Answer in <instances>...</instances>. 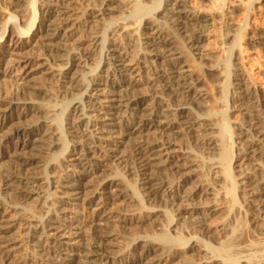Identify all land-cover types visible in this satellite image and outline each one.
Returning <instances> with one entry per match:
<instances>
[{
	"label": "rangeland",
	"instance_id": "obj_1",
	"mask_svg": "<svg viewBox=\"0 0 264 264\" xmlns=\"http://www.w3.org/2000/svg\"><path fill=\"white\" fill-rule=\"evenodd\" d=\"M136 1L138 3H146L145 5L149 7L155 0ZM136 1L133 0L131 3L136 4ZM238 1L239 0H225V4H228L225 6V9L228 7V10H226L224 14H228L226 17L222 18L225 23L230 24L229 28L231 29V34H233L234 37H238V34L242 35L240 47H235L234 49H231L233 38L229 40L224 39L221 34L223 33V29L222 25H219V17L216 14H212L213 1L203 0L198 4L195 3L196 5L194 2L190 5V9H195L194 11H205V23H203L205 26L203 28L205 36L198 44L199 48L191 51L195 61L190 63V69L192 70H190V73L193 78L200 81L198 89L203 94V99H199V101L197 100L198 102L196 101L194 105L190 106V110L191 113L193 111L194 116L197 117H200L202 115L201 113H203L202 117H204L205 114H208L212 117V119H219L220 126L218 124V129L223 127V130L225 131L224 134L222 133V135H220L219 141H222V144L224 143L223 145L226 149V155H229V158L226 157L227 160H221L216 154L217 152L208 150V147H206L205 144H195V142L192 139H189L188 136L186 138L185 135L176 133L175 137H177V139L173 141L175 142L174 145H172L168 151L163 152V160L169 156L172 158L169 162L162 164L165 171L163 172L162 170L163 177L165 180L167 179V181H169L168 184H172V188L160 191L155 198L156 200L153 199L150 202L142 201L143 198H141L142 196L140 194L142 191L138 190L139 184L136 182V177L134 175H125L123 171L122 173L125 177V182H123L120 187H124V189L126 188L125 194H122L127 196H120L121 193H118L117 191H105L106 193L104 194V197L110 195L112 199L111 204L101 206L98 204L101 203L102 192H98L96 187L97 182L100 180H117L118 177H116L114 173L116 172L117 167L119 168V162L121 160L118 159L122 156L130 155L135 147L134 142L140 141L135 138L136 140L134 139V142L132 141V143L130 141L128 142L127 139L121 140L113 135V138H115L113 139L112 145L109 147V149L113 150L112 152L109 151L107 153L110 158L106 159L104 162L107 167L103 168V173L99 171L93 177L89 176L86 178L84 181L85 186L77 197H69V195H67L69 190L59 188L57 189L58 191L56 190V196H45L47 197L48 204H45L44 206H42L43 204L40 200L41 198L38 197L39 195H35L30 199L17 201V204H20L19 206L24 208L21 210L19 208L17 210L18 213L20 212L22 214V216L10 214L6 218L8 220H15L14 228L6 235L13 243V254L6 253V255H4L5 257L2 258L3 263L0 262V264H17V260L23 261L20 259L25 258L26 260L21 264H32V262H35L36 264H146L143 262V260L146 261V258L142 257L141 248H139L142 245L141 242H143L145 236L147 235L155 236L156 234L163 233H167L175 239H179V237L183 239L180 243L178 242L179 244H176V247L179 249L177 253L179 255L178 259L171 258L169 264H206V261L208 260L205 259H208V257L214 258V260H217L220 264H264V213H260L256 202L246 204L245 201L242 200L243 192H241L243 189V186L241 185V183H243L241 179L242 170L249 165H258L260 170L259 173L264 178V159H261L260 156L257 155L258 153L254 152L249 154V156L247 154H242V152L238 150V143H241V139L245 135V132L249 134L252 133V131H246V128L249 129V126H247L248 121L245 114L250 98L248 97L249 95L245 93V89L249 87L250 90L254 91L253 94H256L255 97L257 99L264 98V0H243L245 3L250 1L248 3L251 5V8L249 7V10L247 11L248 13L246 12L248 5L246 6V4L244 5ZM0 2V4L7 5V8L11 12L18 10V8L15 7V3L17 2L14 0H0ZM159 2L160 0H156V3ZM163 2L164 0H161V4H159L162 5ZM21 5L23 4L21 3ZM72 7L75 10L72 12L73 15L70 18L72 26L69 34L72 35V39L69 41V49L75 48L78 40L82 41V47L88 45L87 42H83L84 33L82 25L91 28L95 27V29L99 28V31L101 30V38L103 37L102 39L106 40H102L103 43L105 42L104 45L103 43L100 44L103 49L100 48L101 46L97 47V52L101 51V56H99V53L96 51H92L88 55L89 59L85 61L86 65L83 62V64H81L82 67H79L76 70V74L73 73L72 76L69 75V77H73V79L76 78L77 80L82 78L81 80L83 84L86 85L92 75L94 76L95 74H98L100 77L105 76L103 70L108 63V60L104 55L106 54L107 56L109 53L105 52L109 47L107 44V37L112 26L114 27L118 24H125L130 20L143 22L145 17L136 19L133 14L129 15V12H132V9L134 8L132 7L130 11L125 12V8L122 7L119 1L108 2L106 0H76V3L73 4ZM229 11H231L232 14ZM81 12L93 15H84L81 17ZM16 13L19 14L17 11ZM84 17L85 19L83 20ZM15 21L19 22V18L15 19ZM38 22L39 20L36 21L35 28L30 30L27 36L25 35L21 37L19 41L16 39L13 40L9 36L8 31L5 36L0 39V86H7L10 92H17L21 89L23 90L26 86L34 84L43 88V90L45 89V91H48V88H52V96L47 97L45 95L46 92L38 91L34 92L36 93V97L33 98L34 100H28L25 102L28 104H39L42 102L41 105L45 109L54 110L57 113H60L63 108L66 109L64 114L61 116L63 122L60 125L63 127L61 128L59 125L60 129L63 131V128L65 127L64 119L68 117V113L75 103L73 102L68 104L67 101L72 100L73 97L71 95L63 96V94L60 93V81L58 78L52 77V75L48 74L54 70V67L51 66L50 60L41 54L40 46L38 44L29 40L30 37L37 32L36 29ZM135 24L134 26L137 28V25ZM243 25L246 26L244 27ZM9 26L10 24L8 27ZM133 39L135 38L133 37L129 39V43L125 42L128 46L122 45L117 47L118 55L120 54L124 57V64L132 70L133 68L136 70L138 67H142V69H144L143 71H140V76L134 74V79L137 80V82H140L132 87V89L128 90L126 87H123L124 90L120 89L121 95L124 94L123 96L127 99L129 98L131 101L135 100L132 98L133 95L141 96L144 98V105H147L146 107H148L153 100V96L149 90H146V85L143 83L146 81V77H148L145 73H148V70L151 68H155V64L156 66H163V60L156 57L151 59V61L154 62L149 63V65L142 63L144 62L143 59H141L142 56H140L142 51H140L138 43L130 41ZM254 41L255 43H253ZM122 43L124 44V42ZM26 58L32 59L31 65H26ZM227 61H229V63ZM232 63H238V69H240L246 77L247 87L241 88L242 92L238 95L235 93L236 91L233 90L234 88H232L235 73L230 69H221L224 66L230 67ZM150 65H152L151 68ZM90 68L92 69V72ZM89 73H91V75ZM62 82L65 83L67 80H63ZM77 97L78 101L80 100L79 98H83L81 100L84 102L87 101L84 100V96ZM25 102H18L21 108ZM132 103L133 102H130L131 105ZM8 106L9 104L6 101V98H4V96H2V92H0L1 179L9 173H15V166L13 165V161L15 160L13 159L17 158L15 155H8L7 157H4L1 154L4 138L8 135L10 129L16 125V122H3L1 125V121H3L1 118L7 114ZM133 108L134 106H131L130 108H120L114 117L109 118L113 121H107L106 123H109V125L119 124L120 126L126 124L131 125L134 129L140 128L141 124L139 123L138 118L142 117V113L145 112H137L134 111ZM195 108L201 111L199 112L200 114L197 110H195ZM90 114L96 115L97 113L93 114L91 112ZM100 116L101 115H98V117ZM80 118L83 119L84 117L80 116V113H77L74 120H81ZM223 118H225L226 121H223ZM52 119H54V117ZM51 123L55 124V121H52ZM222 124L223 126H221ZM241 127L245 129V132L241 129ZM227 130L229 131L227 132ZM162 131L164 133L167 132L165 127L162 128ZM155 132V136L162 135V133H157L154 129L150 131V134L152 133L151 135L154 136L153 134ZM62 134H65L64 138L66 137V140L76 141L71 137L72 135L68 133V127L64 128ZM14 141L16 142V140ZM28 141L29 138L22 135L17 142L26 144ZM262 145H264L263 140L259 146L264 150V146ZM77 148L78 146L75 147L73 143H70L67 149L68 151L65 152L63 157H57V159H54L55 157L51 156L55 154L43 156L42 160L38 162V164L29 167L26 172L23 171V173H20L26 174L27 176L35 175L40 177L46 174L49 184L52 183L54 186L64 185L66 181L71 180L70 177L72 178L73 176L78 175L79 169L75 167L76 163L72 162L75 152L71 151L73 149L79 150ZM53 152H58V148ZM33 153L34 152L28 149L20 152L22 156H28ZM186 153H188L187 155L191 157L189 159L190 162L184 159L183 155H186ZM251 156L253 158H251ZM52 158L54 161H51ZM62 159H68L69 162H63ZM100 161H102L101 158H99V162ZM91 162L95 164L99 163L95 160H91ZM47 163L49 164L45 170ZM65 167L67 168L64 170ZM89 171L87 174H89ZM214 172L216 174H214ZM43 173L45 174L43 175ZM229 181L234 184L233 187L230 185L231 183ZM116 182L120 184L119 181ZM126 184H129V186L127 185L128 187H126ZM134 188L139 191L137 192L138 195L131 194L132 191L135 190ZM107 192H110L111 194H107ZM44 193L45 192L40 193V196L45 195ZM9 195H11L10 189L1 183L0 215L3 212L5 204L7 205L11 199ZM167 195L177 197V204L179 203V199L181 200V196L192 198L189 202L191 205L188 206L189 208H186L193 210H190L189 212L186 211L183 215L179 216L182 217L179 222H184V224L186 223L188 229L183 230L180 228L179 230L181 231H178L177 229L174 230L175 227H172V224L168 225L169 223L167 218L161 216L160 214L149 220L150 216L146 210L147 208L150 209L152 206L157 207L160 210H165L167 211V215L169 214L170 217L172 216V213L169 211V208L165 203ZM140 198L142 200H140ZM63 202L74 204L76 206L64 205ZM43 210L44 212L48 211L47 217H52L55 221H58L60 225L66 226L64 228L68 229H65V231H68L71 235H69V237L65 236L63 238L56 239L47 238L45 251L41 253L42 255L40 257L35 258L34 253H32L33 248L29 242L24 239L25 236L22 234L25 233L23 229L25 227L24 225L30 220L31 216H39ZM56 210L57 212H55ZM211 210L215 211L211 212ZM191 212H195V215ZM205 214L207 215L204 216ZM163 215L166 216V214ZM196 216L200 218L199 220H201V218L203 219L200 221L201 223L195 224V222H197ZM122 218L127 221L122 223L120 221ZM101 223H105L106 226L109 227L116 225L119 226L116 229L111 227L112 229L108 230L112 236L108 240L111 245H109L108 248L109 254L107 255L109 256L107 259L88 257L87 255L88 248L91 245L90 240L92 232L100 227L102 225ZM172 230H174V232ZM169 232L172 233L170 234ZM190 237H197L200 245L193 242L194 239L186 244L185 239L188 240ZM61 244H68L69 246H66L65 248ZM63 249L67 250L62 251ZM179 259L181 261L178 262Z\"/></svg>",
	"mask_w": 264,
	"mask_h": 264
},
{
	"label": "bare ground",
	"instance_id": "obj_2",
	"mask_svg": "<svg viewBox=\"0 0 264 264\" xmlns=\"http://www.w3.org/2000/svg\"><path fill=\"white\" fill-rule=\"evenodd\" d=\"M14 1L17 2L15 3V7L18 8V10H15V12H11L7 8V5L0 4V39H2L8 31L9 36L13 40L16 39L17 41H19L21 37L25 35L27 36L30 30L35 28L36 21L39 20L36 29L37 32L32 35L29 40L31 42L34 41L35 44H38L40 46L41 54L48 60H50L51 66L54 67V72L52 71L48 74L52 75V77L58 78V80L60 81V93H62L63 96L71 95L73 97L72 100L67 101L68 104H71L73 102L75 104L72 106L70 112L68 113L69 118L66 117L64 119V124L65 127H68V133L72 135L71 137L76 141L66 140V137L64 138L65 134H62L65 127L63 128V131L62 129H60V126L61 128L63 127L62 125H60L63 122L61 116L64 114L66 109L63 108L60 113H57L54 110L45 109L41 105L42 102H40L39 104H28L25 102L28 100H34L33 98L36 97V93L34 92L38 91L46 92L45 95L47 97L52 96V88H48V91H45V89L43 90V88H40L34 84L28 85L26 86L27 88L25 87V89H21L20 91L10 92L7 86H0V92H2V96L6 98V101L9 104V106L7 107L8 115L6 114L7 116H2L1 120L3 121H1V125L3 124V122H16V125L10 129L8 135L4 138L1 154L4 157H7L8 155H15V157H17L16 159H13L15 160L13 161V165L15 166V173H9L4 178H0V184H4L11 191V195H9L11 199L7 203V205L5 204L3 212L0 215L1 263H3L2 258L5 257L4 255H6V253L13 254V243L6 235L14 228L15 220H8L6 218L10 214H17L18 216H22L20 212V214L17 212V210L19 208L20 210L24 208L20 207V204L18 205L17 201L22 199H30L35 195H39L38 197L41 198L40 200L42 201V206H44L45 204H48L47 197L45 196H56V190L59 188L69 190L67 194L69 195V197H77L82 192L85 186L84 181L86 178H88L89 176L93 177L99 171L101 173L104 172L103 168L107 167L104 162L106 159L110 158L107 153L109 151L112 152L113 149L111 150L109 149V147L110 145H112L113 139L115 137L121 140L127 139L128 142H132L135 138L139 139L140 141H133L135 143V147L133 148L130 155L122 156L118 159L121 161L119 162V168L117 167V170L114 173L115 176L118 177L117 180H100L99 182H97V190L98 192H102L100 201L101 203L98 204L101 206H107L111 204V196L109 195L107 197H104V194L106 193L105 191H117L118 193H121L120 196L123 195L122 193L125 194L126 188L124 189V187H120L122 186V183L125 182L123 173L125 175L127 174L128 176L134 175L136 177V182L139 184L138 190L142 191L140 194L143 200L141 198L140 200L145 202H150L151 200L155 199L157 197V194L163 189L172 188V184H168L169 181H167V179L165 180V178L163 177L162 170L163 172L165 171L162 164L165 162H169L172 158L171 156H166L167 158L163 160V152L168 151L170 147L174 145L175 142L173 141L177 139V137H175L176 133L183 134L186 138L188 136V138L192 139L195 144H205L206 147H208V150L217 152L216 154L220 157L221 160H224L229 156L226 155V149L223 145L224 143L222 144V141H219L220 135H222V133H225L223 127L221 128L224 132L221 131V128L218 129L220 126L219 119H212V117L208 114H205V116L202 117L203 113H201L202 115L200 117H197L194 116L193 111L191 113L190 110V106L194 105L197 100L199 101V99H203V94L198 89V84L200 83V81L193 78L190 73V63L195 61V58H193V53L191 51L193 49L196 50L199 48L198 44L205 36V31L203 30V28L205 27L203 25V23H205V11H194L195 9H190V5L193 2L194 4H198L203 0H164L162 5H160L161 0L159 2L160 4L156 3L155 0L154 3L149 7L145 5L146 3H141V0L139 1L140 3L135 0L137 2H135L136 4L131 3L133 0H106L108 2L119 1L122 7L125 8V12L130 11L133 7L134 9H132V12H129V15L133 14L136 19L145 17V20L143 22L130 20L125 24H114L116 26H112L107 37V44L109 45V47L105 52L109 53L107 56L106 54L104 55L108 60V63L103 70L105 76L100 77L98 74H95L94 76L92 75L91 79H89L88 84L86 85L83 84L81 80L82 78L80 80H77L76 78L73 79V77H69V75L72 76L73 73L76 74V70L79 67H82L81 64H83V62L85 63V61L89 59V53H91L92 51L97 52V47L101 46L100 44L103 43L102 40H106L102 39L103 37L101 38V30L99 31V28L95 29V27L91 28L82 25V30L84 33L83 42H87L88 45L82 47V41L78 40L76 43L77 46L73 49H69V41H71L72 39V35L69 34L72 26L70 23V18L73 15L72 12L75 10L73 9L72 5L76 3V0ZM210 1H213L212 14H216L219 17V25H222V36L227 40L233 38L231 49H234L235 47L239 48L242 35L238 34V37H234V35L231 34V29L229 28L230 24H227L222 20V18L226 17V15L228 14H224V12L228 10V7H226L225 9V6H227L228 4H225V0ZM20 2L23 5H21ZM238 2L243 3L244 5L246 4V6L248 5L246 12L249 10V7L251 5H249L248 2L250 1L245 3V1L239 0ZM16 11L19 14H17ZM229 12L231 13V11ZM80 14L81 17L84 15H93L86 12H81ZM17 18H19V22L15 21V19ZM84 19L85 17L83 18V20ZM9 24L10 26L8 27ZM134 24L137 25V28H135ZM133 37L135 39L130 41H135V43H138L140 51H142V54L140 56H142L141 59H143L144 61L142 63L149 65V63L154 62L151 61V59L156 57L163 60V66L161 67L156 66L155 64V68H151L152 65H150L151 69L148 70V73H145L148 75V77H146V81H142L146 85V90H149L151 92V95L153 96V100L151 101V104L149 103L150 105H148V107H146L147 105H144V98L141 96L133 95L132 98H134L135 100L131 101L129 100V98L127 99L126 97H124V94L121 95L120 89H123V87H126V89L128 90L132 89V87L140 82H137V80L134 79V74L140 76V71H143L144 69H142V67H138V69L134 70L133 68L132 70L130 67L124 64V57L120 54L118 55L117 47L127 45V43L125 42H128L129 39ZM122 42H124V44ZM253 43H255V41ZM100 48L103 49L102 46ZM97 53H99V56H101V51ZM31 62L32 59L26 58V65H31ZM227 62L229 63V61ZM237 64L238 63H232L230 67L224 66L221 69H230L235 73L232 88H234L233 90L236 91L235 93L238 95L242 92L241 88H246L247 85L246 77L243 75L242 71L238 69ZM89 74L91 75V73ZM63 80H67V82L64 83L62 82ZM245 90V93L248 94V97L250 98L248 102L249 105L247 106L245 114L248 121H246L248 123L247 126H249V129L246 128V131H252V133H246L245 129L241 127V129L245 132V135L241 139V143H238V150H240L244 155H249L254 152L258 153L257 155L260 156L261 159H264V150L259 146L262 140L264 141V98L257 99L255 97L256 94L254 95V91L250 90L249 87H247V89ZM77 96H84V100L87 101L84 102L81 100L83 98H79V102ZM19 101L25 102L23 103L22 108L18 103ZM130 102H133L132 105L130 104ZM131 106H134V111L145 112L142 113V117L138 118L139 123L141 124H139L140 128L134 129L131 125L126 124L120 126L119 124L109 125V123H106L107 121H113L109 118L114 117L116 112L120 108H130ZM195 110H197L198 113L201 112L199 111V109L195 108ZM91 112L93 114L97 113V116L91 115ZM77 113H80V116L84 118H80L81 120L75 121L74 118ZM98 115L101 116L98 117ZM53 117L54 119H52ZM90 119L93 121H91ZM52 121H55V124H52ZM223 121H226V119L223 118ZM221 126H223V124ZM164 127L167 131L166 133L162 131V128ZM152 129H154V131L156 130L157 133H162V135L155 136V132L153 134L154 136H152V133L150 134V131ZM228 131L229 130H227V132ZM22 135H25L29 138L28 143L22 144L20 142H17ZM113 135H115L114 138ZM14 140H16V142ZM70 143H73L75 147L78 146L77 149H79L71 150L72 152H75L72 162L76 163L75 167L79 169V172L78 175H75L72 178L70 177L71 180L66 181L64 185L54 186L52 183L49 184L47 175L45 173H43V175H45L42 177L35 175L27 176L26 174H22L23 171H28L29 167L38 164V162L42 160L43 156L55 154L51 156L55 157L54 159H57V157H63L65 152L68 151L67 149ZM57 148L58 152L54 153L53 151ZM27 149L34 153L28 156H22L20 152ZM187 154L188 153H186V155ZM186 155H183L184 159L190 162L189 159L191 157L189 155ZM99 158H101L102 161L99 162ZM251 158L253 157L251 156ZM54 159L52 158L51 161H54ZM62 160L66 163L69 162L68 159ZM91 160H95L99 163H92ZM48 164L49 163L46 164L45 170L48 167ZM66 168L67 167H65L64 170ZM88 171L89 174H87ZM259 171L260 170L258 168V165L255 164L251 166L249 165L242 170L241 179L243 183H241V185L243 186V189L241 190V192H243L242 200L245 201L246 204L256 202L258 204L256 205L260 213H264V178L260 175ZM214 174L216 173L214 172ZM116 181H119L120 184H118ZM230 183V185L233 187L234 184L232 182ZM127 185L129 186V184H126V187H128ZM139 191L135 189L131 194H137V192ZM42 192H45V195L40 196V193ZM110 192H107V194H111ZM181 197V200L179 199V203L177 204V197L167 195V198L165 199V203L167 205H165L172 213L171 217L169 216V214L167 215V211L165 210H160L154 206H152L150 209L147 208L146 212L149 213V220L160 214L161 216L167 218L169 223L168 225L172 224V227H175L174 230L177 229L178 231H181L179 230L180 228H182L183 230L188 229L186 223L185 225L184 222H179L182 219V217L179 216L183 215L186 211L189 212L190 210H193L186 208L191 205L189 202L192 200V198L186 196ZM63 204L76 206L74 204H68L65 202H63ZM212 211L215 210H211V212ZM55 212H57V210ZM47 214L48 211L44 212L43 210L41 215L31 216L30 220L28 219L29 221H27V223L25 222L26 224L23 228L25 233H23L22 235L25 236L24 239H26L33 248L32 253H34L35 258L40 257L42 255L41 253L45 251V243L47 238L56 239L63 238L65 236L69 237V235H71L70 233H68V231H65V229H68L64 228L66 226L60 225V223L58 221H55V219L52 217H47ZM163 214H166V216H164ZM193 215H195V212L193 213ZM206 215L207 214H205L204 216ZM199 219L200 218L196 216L197 222H195V224L201 223L200 221L203 220L202 218L201 220ZM120 221L123 223L127 220H124L122 218L120 219ZM111 227L106 226V224L104 223L92 232L90 240L91 245L88 248L87 254L88 257L107 259V257L109 256L107 255L109 254L108 248L109 245H111L109 244L108 240L112 236L108 230L112 228L116 229L119 226L116 225L112 228ZM174 230L172 231L174 232ZM181 240L183 241L182 238L179 237V239H175L173 236H170L167 233L156 234L155 236H145V239L143 240V242H141V247H139L141 248L142 257L146 258V261L143 260V262H145L146 264H169L171 258L178 259L179 255L177 253L179 249L176 247V244L178 242L180 243ZM185 240L186 244L189 241L193 240V242H196L200 245L197 237H190L188 238V240ZM61 245H63V247L65 248L66 246H69L68 244ZM65 250L67 249H63L62 251ZM20 260L23 261L17 260V264L24 263L26 258ZM205 260H208L206 261V264H220L217 260H214V258L208 257V259ZM179 261L181 260L179 259L178 262ZM32 264L36 263L32 262Z\"/></svg>",
	"mask_w": 264,
	"mask_h": 264
}]
</instances>
